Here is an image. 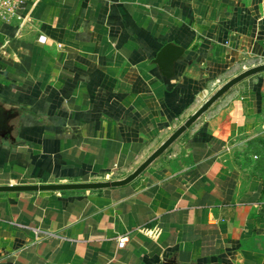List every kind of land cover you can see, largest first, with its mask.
I'll use <instances>...</instances> for the list:
<instances>
[{"label":"crops","instance_id":"crops-1","mask_svg":"<svg viewBox=\"0 0 264 264\" xmlns=\"http://www.w3.org/2000/svg\"><path fill=\"white\" fill-rule=\"evenodd\" d=\"M24 7L0 20V102L21 113L18 144L0 139V186L122 179L220 83L264 64V0ZM168 44L184 50L171 77L156 62ZM167 261L264 264V73L126 186L0 193V264Z\"/></svg>","mask_w":264,"mask_h":264},{"label":"water","instance_id":"water-1","mask_svg":"<svg viewBox=\"0 0 264 264\" xmlns=\"http://www.w3.org/2000/svg\"><path fill=\"white\" fill-rule=\"evenodd\" d=\"M184 50L173 44L166 45L159 53L156 62L162 69L163 74L171 77V70L174 62L181 58ZM264 73V64L253 66L234 78L224 83L191 117H189L176 131H174L162 145L156 149L134 172L122 179L76 182L59 184H26V185H5L0 186V193L12 192H75V191H98L109 188L126 186L138 177L160 158L175 142H177L196 122H198L211 108L216 105L229 91L245 79L254 75ZM21 113L13 107L0 102V139L12 144H18L16 136V121ZM165 264H177L175 261H167Z\"/></svg>","mask_w":264,"mask_h":264},{"label":"built area","instance_id":"built-area-1","mask_svg":"<svg viewBox=\"0 0 264 264\" xmlns=\"http://www.w3.org/2000/svg\"><path fill=\"white\" fill-rule=\"evenodd\" d=\"M26 0H0V20L2 21H22ZM129 242L128 236H120L118 238L119 248H125Z\"/></svg>","mask_w":264,"mask_h":264},{"label":"rangeland","instance_id":"rangeland-1","mask_svg":"<svg viewBox=\"0 0 264 264\" xmlns=\"http://www.w3.org/2000/svg\"><path fill=\"white\" fill-rule=\"evenodd\" d=\"M252 65H253V64H249V65L247 64V65H242V67H243V66H244V67H245V66H248V68H249V66H252ZM255 66H256V65H255ZM250 68H251V67H250ZM226 82H227V81H225V82L223 81L222 83H220V85H218V88H219V86L221 87V86H222L224 83H226ZM215 106H216V105H214V106L212 107V109H213ZM212 109H211V110H212ZM205 115H206V114H205ZM115 177H116V176H114V177L112 176V177H110L108 180L115 179Z\"/></svg>","mask_w":264,"mask_h":264}]
</instances>
